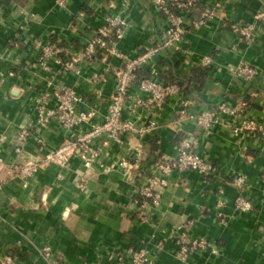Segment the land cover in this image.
Returning a JSON list of instances; mask_svg holds the SVG:
<instances>
[{
	"label": "crops",
	"instance_id": "1",
	"mask_svg": "<svg viewBox=\"0 0 264 264\" xmlns=\"http://www.w3.org/2000/svg\"><path fill=\"white\" fill-rule=\"evenodd\" d=\"M213 10L214 18L188 30L178 50H160L141 70L139 80L157 75L178 83V96L161 107H134V97L143 94L137 81L130 88L124 118L139 126L155 124L152 135L127 134L121 143L98 140L101 152L89 165L77 154L65 168L47 165L24 186L11 178L10 165L37 161L79 132L57 119L40 126L39 96L73 87L82 98L79 108L96 112L86 131L105 120L124 66L122 59L101 52L93 63L79 65L80 74L64 71L54 59L47 70L36 42L61 45L69 60L85 49L106 17L119 16L128 28L117 49L135 58L162 46L166 25L150 0H69L65 8L55 0H0V256L14 264H113L107 254L116 247L147 242L162 243L156 264H264V136L234 129L242 117L264 127V20L251 43L232 29L255 22L264 0H199L193 16L201 19ZM205 57L213 60L207 68L201 66ZM241 65L255 66L260 74L246 81L236 73ZM97 74L106 75V82L92 81ZM222 104L242 111L236 118L224 115L225 125L198 129L197 114ZM24 128L31 135L17 154ZM184 139L214 172L174 171L159 190L158 207L141 199L147 177L161 176L158 162L176 159ZM122 159L135 166L121 168ZM239 176L245 180L242 189L234 183ZM241 194L253 203L251 212L236 209ZM141 212L147 223L140 221ZM187 225L191 237L207 238L221 254L194 252L182 260L176 243Z\"/></svg>",
	"mask_w": 264,
	"mask_h": 264
},
{
	"label": "built area",
	"instance_id": "2",
	"mask_svg": "<svg viewBox=\"0 0 264 264\" xmlns=\"http://www.w3.org/2000/svg\"><path fill=\"white\" fill-rule=\"evenodd\" d=\"M9 1L19 2L20 0ZM55 2L58 7L65 8L69 0H55ZM150 2L164 18L166 25L164 41L161 47L145 51L135 58L125 56L117 49V44L124 38L128 28L126 20L119 16L106 17L105 22L96 30L95 37L88 42L85 49L72 56L69 60L62 57L65 49L61 45L52 42L42 45V43L36 42L37 47L42 49L41 65L47 70L49 69L47 62L54 59L64 71L80 74L79 65L86 62L93 63L99 55V51L105 56H115L122 59L124 66L117 73V88L109 102L105 120L102 123L92 124L86 131H83L85 124L93 120L96 112L94 110L85 111L79 108L82 98L73 87L61 86L59 91L54 94V97L48 92L39 96L37 111L40 126L45 127L52 120L57 119L65 129H78L79 132L74 133L68 142L63 144L59 149L45 154L37 161L10 165L9 167L13 170L11 177L13 180L22 181L24 186H26L27 182L39 174L47 165L56 164L65 168L70 163L71 158L77 154L86 160L89 165L90 162L98 158L101 152L100 149L95 147V143L98 140L108 138L121 143L124 135L130 134L143 137L147 134L152 135L157 130L155 124L147 127L139 126L130 118H124L127 104L132 97L130 96V88L137 81L138 91L143 94V96L134 97V107H161L169 99L178 96L181 92L178 83L162 80L157 75L139 80L138 72L147 66L160 50H178L188 30L204 26L209 19L214 18L215 12L213 10L210 13H206L203 18L195 19L193 13L199 4V0H150ZM80 16H83V14ZM261 20H264V11L255 17V22L247 24L238 23L233 25L232 29L240 33L246 43H251L257 37L258 22ZM212 62L211 57H205L201 60V66L207 68L212 65ZM236 73L238 77L246 81H252L260 74L258 68L250 65L239 66ZM106 80L107 76L104 74H97L92 78L94 82L104 83ZM53 99H55V105L51 106ZM241 111L239 108H232L222 104L214 110H206L197 114L195 117L197 127L200 130L209 131L215 126L226 124L223 120L224 115L236 118L240 115ZM234 129L264 136V127L249 117H242L240 124L235 126ZM30 135V129L24 128L20 131L15 148L17 154L23 152L24 144ZM0 163L4 164L2 159H0ZM119 165L121 168L128 170L132 166H135V164L130 163L127 159H122ZM157 167L161 172V176L151 175L147 177L145 184L139 190V197L150 201L156 207L160 205L159 190L168 186L166 176L170 173L174 171H194L209 176L214 172L213 164L199 156L192 149L187 139L181 142L176 159L172 161H159ZM244 182L245 180L242 176L234 180L235 185L241 189ZM84 187L85 185H83ZM235 205L236 209L241 212H251L253 210V203L243 194L238 196ZM139 219L142 223L149 221L148 216L143 212L139 214ZM188 228H190V225L180 228L182 233L179 234L176 243L178 256L182 260H186L194 252H211L216 256L221 254L219 248L207 238L191 237L188 234ZM148 244L147 242H142L139 246H130L128 248L116 247L107 254V260L113 264H156L157 256L163 248L162 243H158L154 247ZM44 254L46 259L51 260L52 250L50 247L44 248ZM0 264H14V261L10 257L0 256Z\"/></svg>",
	"mask_w": 264,
	"mask_h": 264
},
{
	"label": "trees",
	"instance_id": "3",
	"mask_svg": "<svg viewBox=\"0 0 264 264\" xmlns=\"http://www.w3.org/2000/svg\"><path fill=\"white\" fill-rule=\"evenodd\" d=\"M196 10V9H195ZM195 10H194V12H195ZM193 15H194V13H193ZM99 53H101L100 51H99ZM65 58H66V56H65ZM140 74H141V71H139L138 72V75L140 76Z\"/></svg>",
	"mask_w": 264,
	"mask_h": 264
}]
</instances>
